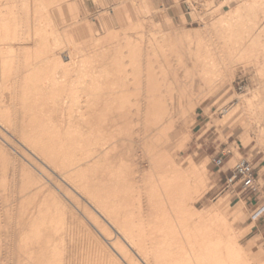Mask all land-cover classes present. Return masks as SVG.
Instances as JSON below:
<instances>
[{"label": "bare ground", "instance_id": "obj_1", "mask_svg": "<svg viewBox=\"0 0 264 264\" xmlns=\"http://www.w3.org/2000/svg\"><path fill=\"white\" fill-rule=\"evenodd\" d=\"M47 1L0 0V264H264L242 243L253 224L221 210L228 195L196 207L207 163L178 161L234 63L259 85L217 124L264 153V0L195 28L196 50L190 29L140 24L132 38L130 14L100 22L86 49Z\"/></svg>", "mask_w": 264, "mask_h": 264}, {"label": "rangeland", "instance_id": "obj_2", "mask_svg": "<svg viewBox=\"0 0 264 264\" xmlns=\"http://www.w3.org/2000/svg\"><path fill=\"white\" fill-rule=\"evenodd\" d=\"M29 1L33 4L36 3L34 0ZM241 1L233 0L225 3L224 0H74L71 8L69 2L65 0H48L47 2L51 4L49 7L51 13L59 12L58 4L63 6L61 11L66 16V27L61 28L62 31L68 35H72L74 32L77 44L86 49H89L92 44V36L100 33V22L109 18L115 20L116 15L125 18L127 14H130L132 23L128 25L131 29L127 33L132 38L137 37L134 28L140 24H144L146 30H157L158 28L162 32H169L172 29L179 31L190 29L193 30L190 42L193 50H196V36L199 34H194V29L200 30V35L208 36L204 29L207 30L208 26L210 28L216 19L240 4ZM143 2H146L150 9L147 14L141 11L140 4ZM182 17L185 22L182 21ZM73 20L75 24H73ZM112 25L117 28L119 34L126 27L125 23H113ZM193 37L195 38L193 39ZM191 64L192 62L188 61V65L191 66ZM234 64L235 74L218 80L212 95L207 96L208 105L191 114L190 123H195V127L191 131V141L186 142V146L183 144V149L178 153V161L183 165H186L189 159L197 163H203L204 160L207 163L211 190L204 195L196 207L198 209L211 208L219 205L222 199L228 195V201L220 204L221 210L230 218L243 214L244 217L238 225L239 228L245 224H253V228L243 238L242 243L245 246L250 245L251 254H257L264 259V153L254 155L253 146L256 144V138L253 133L249 132L252 142L248 147H245L241 136L247 134L246 131H241L242 134L235 137L230 135L232 129L228 128V124L223 126L217 124L223 120L230 107L237 105L238 95H245L248 93V89L255 90L259 85V76L253 66L245 67L241 63ZM183 76L184 73L179 72V77ZM224 84H229L226 85L228 88L224 87ZM209 107H211L210 111ZM224 148L232 154L230 164H225L222 168L225 171L234 169L244 158L253 162L259 175L257 184L261 193L258 196L253 198L251 193L243 192L239 188V183L227 186L225 176H220L218 173L220 169L215 168L213 164V159Z\"/></svg>", "mask_w": 264, "mask_h": 264}, {"label": "built area", "instance_id": "obj_3", "mask_svg": "<svg viewBox=\"0 0 264 264\" xmlns=\"http://www.w3.org/2000/svg\"><path fill=\"white\" fill-rule=\"evenodd\" d=\"M231 156V152L226 148L220 150L213 159L214 167L221 170L225 164H229ZM229 173L230 175L226 178V184L228 187L232 184L239 183V188H241L243 192L251 193V197L253 198L261 193L257 184L259 175L253 162L244 158L234 169H229Z\"/></svg>", "mask_w": 264, "mask_h": 264}, {"label": "crops", "instance_id": "obj_4", "mask_svg": "<svg viewBox=\"0 0 264 264\" xmlns=\"http://www.w3.org/2000/svg\"><path fill=\"white\" fill-rule=\"evenodd\" d=\"M218 173L220 174V176H225V178H227L230 175L229 169H227L226 171L221 169Z\"/></svg>", "mask_w": 264, "mask_h": 264}]
</instances>
